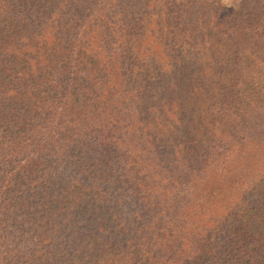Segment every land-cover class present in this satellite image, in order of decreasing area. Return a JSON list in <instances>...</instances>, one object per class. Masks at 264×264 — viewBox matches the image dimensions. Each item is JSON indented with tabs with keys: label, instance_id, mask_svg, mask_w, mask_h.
<instances>
[{
	"label": "trees",
	"instance_id": "1",
	"mask_svg": "<svg viewBox=\"0 0 264 264\" xmlns=\"http://www.w3.org/2000/svg\"><path fill=\"white\" fill-rule=\"evenodd\" d=\"M72 1L0 0V264H264V0Z\"/></svg>",
	"mask_w": 264,
	"mask_h": 264
},
{
	"label": "rangeland",
	"instance_id": "2",
	"mask_svg": "<svg viewBox=\"0 0 264 264\" xmlns=\"http://www.w3.org/2000/svg\"><path fill=\"white\" fill-rule=\"evenodd\" d=\"M74 1L76 3L81 2V3H79L81 7L87 3V2H85L86 0H78V1L73 0L72 2H74ZM97 1H99V0H97ZM102 1H105V0H102ZM221 1L224 4H227L228 6H236L239 2V0H221ZM155 2H157L156 6H155ZM109 3L114 4L110 8L112 10L110 17L114 16V18L110 20L111 24H115L117 22H119V23L123 22L125 24L129 23L130 25H134L136 27L135 30L139 31V32H144V27H142L141 25L144 26V24H147L149 16L155 17L156 14L161 13V0H118L117 3H115V1H110ZM104 4H105V2H102V3H99L98 5L103 6ZM163 10H164V8L162 9V11ZM96 11H98V10H96ZM173 12H174V10L169 11L170 14H172ZM68 13H69V11H68ZM88 14H90V12H87L86 15H88ZM151 14H153V15H151ZM67 16H68V14L66 15V18H67ZM86 21L87 20H83V23L75 30L74 33L80 34L82 29H84V27L87 25ZM101 23H103V22H101ZM113 26H111L112 32L114 30ZM140 26H141V28H139ZM152 27H154V29L157 28L155 25H152ZM152 27L148 25L147 28H145L146 37L144 38L145 40L143 43L147 47H150L151 50L155 53L156 64L158 67L159 62L161 63V29H160V31L156 30L157 33L155 34L151 31V30H153ZM106 28H108V25L104 24V30ZM112 35H113L112 40L113 41L116 40L115 39V38H117L116 35H114L113 33H112ZM95 39H97V38L92 39L94 46L96 45ZM131 59H133V61L128 62L127 66H126L127 69H132V65H141V64H143L142 62L147 63V61L145 60V55H143L141 52L136 51V50L131 52ZM142 67H144V66H142ZM151 67H152V69L149 71V69ZM151 67H149L148 69H147V67H144V74L147 77L153 76V79H151L150 81L153 82L152 85L154 87H156L158 85L161 86V74H160V72H159L160 76H159V74L156 75V72H154L155 68H153L154 65ZM132 74L137 77V70L134 69ZM135 81L140 82L141 79L136 78ZM162 82H163V80H162ZM146 92H147V90H146ZM152 99H153V101L151 102ZM145 103L142 107L143 109L146 110V108L149 104L151 106L150 111L147 110L146 111L147 113L144 112L145 115L151 112L150 114H148L150 116V118H154V117H157L159 115V113H156L155 107H157L159 109L158 112H161V108L165 107L164 101L161 100V93H157V95H154L153 98H151L149 100V102L146 100Z\"/></svg>",
	"mask_w": 264,
	"mask_h": 264
}]
</instances>
